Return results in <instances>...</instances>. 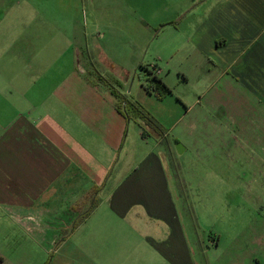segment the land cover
I'll return each mask as SVG.
<instances>
[{"label": "rangeland", "instance_id": "obj_1", "mask_svg": "<svg viewBox=\"0 0 264 264\" xmlns=\"http://www.w3.org/2000/svg\"><path fill=\"white\" fill-rule=\"evenodd\" d=\"M222 1L0 0V50L11 51L3 54L11 60L21 56L12 53V46L31 48L36 65L24 70L22 59L16 58L12 76H25L22 71L45 76L51 88L63 80V90L88 93L96 88L107 99H113V86L128 100L142 103L164 128L162 137L148 134L144 144L137 136L139 123H144L131 120L112 180L92 204L100 200L102 210L109 208L107 193L116 180L149 152L162 153L174 185L179 177L177 207L194 242L195 262L264 264V133L230 127L240 126V118L215 109L202 80L211 63L197 55L193 39ZM39 61L45 62L40 68ZM140 66H157L173 96H149L143 89L149 77ZM183 73L190 78L185 80ZM262 106L260 95L258 101L245 102L242 112L252 114ZM143 126L148 133L155 130ZM86 212H73L71 225L58 229L43 246L20 242L14 230H4L11 236L0 239L2 264H120L104 257L97 261L82 249L92 240L94 226L90 219L82 227Z\"/></svg>", "mask_w": 264, "mask_h": 264}, {"label": "crops", "instance_id": "obj_2", "mask_svg": "<svg viewBox=\"0 0 264 264\" xmlns=\"http://www.w3.org/2000/svg\"><path fill=\"white\" fill-rule=\"evenodd\" d=\"M206 16L202 30L193 36L197 55L211 63L202 78L204 94L224 116L240 118V126L230 127L264 133L263 106L252 114L242 112L245 102L264 98V0H223ZM30 51L16 44L12 53L21 56L7 60L3 54L11 51L0 50V239L8 241L11 234L3 231L12 229L14 239L43 246L73 222V212H86L92 199L106 191L117 154L128 142L129 124L139 119H128L117 109L118 98L130 100L113 86V99H107L96 88L88 87V93L63 90V80L51 88L45 76L42 81L25 71V76H12L16 58L22 59L24 70L36 65ZM39 62L40 68L45 62ZM148 68H155L170 88L157 66ZM130 102L148 112L161 130L144 135L139 123L141 143L151 135L160 138L165 130L159 121L139 101ZM177 181L171 182L162 153L146 154L113 184L107 193L109 208L102 210L98 200L81 223L84 227L93 219L94 224L92 240L82 249L97 261L197 264L194 242L177 207L179 177ZM2 260L0 252V264Z\"/></svg>", "mask_w": 264, "mask_h": 264}, {"label": "trees", "instance_id": "obj_3", "mask_svg": "<svg viewBox=\"0 0 264 264\" xmlns=\"http://www.w3.org/2000/svg\"><path fill=\"white\" fill-rule=\"evenodd\" d=\"M141 69H143L147 75H148V79L149 82L148 84L144 85L145 90L152 94L155 95L159 100H163L166 97L172 95V91L170 88H168L157 76L156 72H155V68L153 69H149L148 67H144V66H140ZM121 100V106L118 105L117 109L123 114L125 115L128 119L129 118H136L139 119L141 122H143L145 126H151L153 128H155L156 132H160V128L157 125V123H155V121L153 120V117L146 111H144L141 107H139V105L137 103H133L130 101H127L125 98H120ZM142 125V131L144 135H147L146 129L144 128V126ZM163 133H160V136L162 137ZM97 206V201L94 200V203L92 204V208L86 212L83 216V220H85L90 213L93 211V209Z\"/></svg>", "mask_w": 264, "mask_h": 264}, {"label": "built area", "instance_id": "obj_4", "mask_svg": "<svg viewBox=\"0 0 264 264\" xmlns=\"http://www.w3.org/2000/svg\"><path fill=\"white\" fill-rule=\"evenodd\" d=\"M158 72H156V74H157Z\"/></svg>", "mask_w": 264, "mask_h": 264}, {"label": "water", "instance_id": "obj_5", "mask_svg": "<svg viewBox=\"0 0 264 264\" xmlns=\"http://www.w3.org/2000/svg\"><path fill=\"white\" fill-rule=\"evenodd\" d=\"M178 150H179V147H178Z\"/></svg>", "mask_w": 264, "mask_h": 264}]
</instances>
